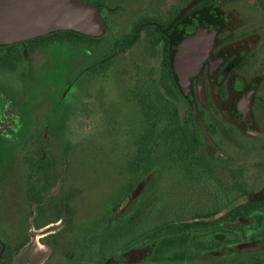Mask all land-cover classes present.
I'll return each mask as SVG.
<instances>
[{
    "label": "flooded vegetation",
    "instance_id": "obj_1",
    "mask_svg": "<svg viewBox=\"0 0 264 264\" xmlns=\"http://www.w3.org/2000/svg\"><path fill=\"white\" fill-rule=\"evenodd\" d=\"M83 1L98 6L104 34L56 30L4 44L0 68L17 71L36 63L46 46L58 53L62 47H81L82 57L92 46H104L93 63L80 68L53 108L67 119L83 120L85 100L65 105L63 100L84 72L122 55L130 65L128 77L143 85L134 95L145 120L136 141V166L149 173L164 158L154 152L164 147L170 162L199 166L196 178L208 181L206 198L197 199L188 215L170 220L178 224L164 232H190L178 239L184 246L215 247V255L201 250L211 264H264V0ZM212 30L217 31L215 42L192 71L191 41ZM137 45L139 51L131 52ZM11 122L0 123V134H9L3 141L10 157L31 153L32 146H40L41 153L14 160L16 172H24L21 186L14 183L13 191L0 186V264H117L120 258L123 264H143L148 255L140 256L141 247L156 245L158 225L120 249L119 262L104 245L68 238L75 213L68 201L74 192L63 187L59 172L64 160L46 158L43 148L48 136L57 134L30 126L27 118L14 126ZM146 180L136 181L125 211L132 209ZM205 202L207 208L200 206ZM207 213L212 215L201 217ZM192 221L199 225L184 226Z\"/></svg>",
    "mask_w": 264,
    "mask_h": 264
},
{
    "label": "rangeland",
    "instance_id": "obj_2",
    "mask_svg": "<svg viewBox=\"0 0 264 264\" xmlns=\"http://www.w3.org/2000/svg\"><path fill=\"white\" fill-rule=\"evenodd\" d=\"M64 48L58 53L56 48L46 46L43 59L36 58V63L25 64L17 71L0 68V123L9 119L14 126L27 118L30 126L38 125L40 129L41 125L56 132V136H48L43 148L47 150L46 158L64 160L59 172L63 187L74 192L68 201L75 210L68 238L104 245L111 258L119 262V250L141 240V231L188 215L197 199L206 198L207 180L196 178L199 166L170 162L164 147L154 152L164 158L149 173L136 166V141L143 133L145 120L134 95L142 84L128 77L130 65L122 55L110 65L94 69V75L93 71L84 72L66 95L64 105L85 100L88 110L83 120L53 112L71 79L80 68L93 63L104 46L98 50L92 46L89 55L83 57L81 47L72 51ZM137 51L138 45L131 52ZM78 55L82 59H74ZM8 136L0 134V186L13 191L14 183L21 186L24 175L23 170L16 172L19 163L14 160L24 155L35 159L41 151H37L40 146H32L31 153L11 158L9 146L3 141ZM9 158L13 161L10 166ZM145 176L142 193L132 209L125 211L131 189ZM203 204V208L209 206L208 202ZM189 233H158L153 239L156 245L143 264H211L198 247L178 242ZM120 259L117 264L124 263Z\"/></svg>",
    "mask_w": 264,
    "mask_h": 264
},
{
    "label": "water",
    "instance_id": "obj_3",
    "mask_svg": "<svg viewBox=\"0 0 264 264\" xmlns=\"http://www.w3.org/2000/svg\"><path fill=\"white\" fill-rule=\"evenodd\" d=\"M56 30L99 36L105 32V22L98 6L83 0H0V45ZM216 33L212 30L192 39V71L198 69L201 58L209 53ZM31 240H35V235Z\"/></svg>",
    "mask_w": 264,
    "mask_h": 264
},
{
    "label": "trees",
    "instance_id": "obj_4",
    "mask_svg": "<svg viewBox=\"0 0 264 264\" xmlns=\"http://www.w3.org/2000/svg\"><path fill=\"white\" fill-rule=\"evenodd\" d=\"M195 9H196V11L195 12H192V16L194 17V15L196 16V13H197V10H198V6H195ZM66 31H68L69 32V34H73V33H75L74 31H70V30H66ZM74 35V34H73ZM1 46V45H0ZM212 214H203V215H201V217H209V216H211ZM178 223L177 222H173V221H166V222H164V223H161L159 226H158V232L159 233H161L162 231H164V230H169V229H172L173 227H176V225H177ZM187 225H189V226H196V225H199V222H195V221H192V222H190V223H188V224H186V223H184V226H187ZM183 225H181V227H182ZM199 249H200V251L202 250V249H207V250H209L213 255H215V247H198ZM149 250H150V247H146V246H142L141 247V253H140V256L142 257V258H145V255H148V253H149Z\"/></svg>",
    "mask_w": 264,
    "mask_h": 264
}]
</instances>
